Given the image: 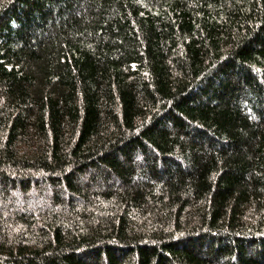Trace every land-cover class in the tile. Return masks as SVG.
I'll use <instances>...</instances> for the list:
<instances>
[{
    "label": "trees",
    "instance_id": "16d2710c",
    "mask_svg": "<svg viewBox=\"0 0 264 264\" xmlns=\"http://www.w3.org/2000/svg\"><path fill=\"white\" fill-rule=\"evenodd\" d=\"M0 264H264V0H0Z\"/></svg>",
    "mask_w": 264,
    "mask_h": 264
}]
</instances>
